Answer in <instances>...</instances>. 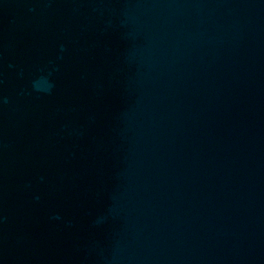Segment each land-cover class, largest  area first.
I'll list each match as a JSON object with an SVG mask.
<instances>
[{"label": "water", "instance_id": "1", "mask_svg": "<svg viewBox=\"0 0 264 264\" xmlns=\"http://www.w3.org/2000/svg\"><path fill=\"white\" fill-rule=\"evenodd\" d=\"M0 264H264V0H0Z\"/></svg>", "mask_w": 264, "mask_h": 264}]
</instances>
